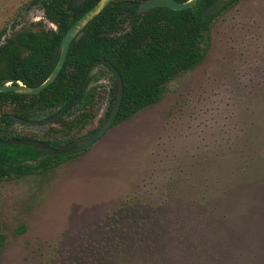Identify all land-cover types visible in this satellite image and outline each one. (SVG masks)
Here are the masks:
<instances>
[{"label": "rangeland", "instance_id": "374dc122", "mask_svg": "<svg viewBox=\"0 0 264 264\" xmlns=\"http://www.w3.org/2000/svg\"><path fill=\"white\" fill-rule=\"evenodd\" d=\"M27 1L0 0V28L42 19ZM91 146L0 180V264H264V0L216 15L203 59Z\"/></svg>", "mask_w": 264, "mask_h": 264}, {"label": "trees", "instance_id": "16d2710c", "mask_svg": "<svg viewBox=\"0 0 264 264\" xmlns=\"http://www.w3.org/2000/svg\"><path fill=\"white\" fill-rule=\"evenodd\" d=\"M97 1L86 0L74 6L73 0H28V7L41 8L42 19L19 28L12 24L9 33L6 27L0 28V83L41 84L57 62L64 33ZM124 1L133 4L126 6ZM141 1L144 0L110 1L85 25L82 36L71 42L60 72L40 92L0 91V180L45 173L72 156L73 153L50 155L45 149L8 144L7 140L30 138L58 147L80 138L78 133L94 119L102 99L103 86L98 82L107 80L108 105L98 120L99 126L109 115L117 92V79L110 65L118 70L123 83L122 101L113 126L161 100L173 78L203 59L213 19L236 2L230 0L215 14L203 15L202 11L215 0H197L183 9L156 6L137 13L136 5ZM98 59H105L108 64H94L79 88L87 65ZM62 110L65 112L61 114ZM7 115L24 120L53 116V120L39 132L22 133L17 126L26 124ZM118 213L117 210L115 214ZM4 239L0 230V250Z\"/></svg>", "mask_w": 264, "mask_h": 264}, {"label": "water", "instance_id": "95a60500", "mask_svg": "<svg viewBox=\"0 0 264 264\" xmlns=\"http://www.w3.org/2000/svg\"><path fill=\"white\" fill-rule=\"evenodd\" d=\"M86 0H73L74 6H79ZM110 1L112 0H98L95 4H93L89 9H87L84 13H82L67 29V31L62 36L60 43H59V56L57 62L48 75V77L39 85L37 86H27L23 84L21 81H17L16 83H12L11 81H7L5 83H0V91H13L17 93H24V94H34L40 92L43 88L47 87L57 76L60 72L64 61L66 59L70 44L73 40H78L83 34V28L85 25L95 17ZM230 0H215L212 2L208 7H206L203 11V15H212L221 10ZM197 0H186L183 2H179L176 0H144L141 1L137 6V13H142L149 8L156 7V6H167L172 9H183L194 5ZM123 5L129 6L132 4V1H124ZM94 64H108L107 60L105 59H98L90 64L87 65L85 73L83 75V80L79 85V88L82 87L84 79L88 75L91 70V67ZM111 69L113 70L116 79H117V92L115 96V100L113 106L110 110L109 115L106 119L97 127L95 131L86 135L76 141L67 142L64 144L59 145L58 147H54L51 144L43 142L41 140H35L30 138H11L7 140L8 144H22V145H31L39 149H45L48 151L50 155H61L65 153H71L79 150L86 149L90 147L95 142H97L112 126L117 117L121 101H122V94H123V83L121 79V75L118 70L113 66L110 65ZM9 118L23 122V119L17 117L15 115H7ZM52 118L43 119L40 121H28L29 124H41L47 123Z\"/></svg>", "mask_w": 264, "mask_h": 264}, {"label": "flooded vegetation", "instance_id": "af4514ba", "mask_svg": "<svg viewBox=\"0 0 264 264\" xmlns=\"http://www.w3.org/2000/svg\"><path fill=\"white\" fill-rule=\"evenodd\" d=\"M139 3H140V2L137 3V5H136V9H137V6H138ZM132 4H133V2H132ZM132 4H131V5H132ZM129 6H130V5H129ZM48 24H51V23H48V22H47V25H48ZM51 25H52L51 27H54L53 24H51ZM64 112H65V110H62V111H61V114L64 113ZM57 116H58V114H55V115H54V117H57ZM17 117H18V116H17ZM20 118H21V117H20ZM48 118H52V119H51L50 121H48L47 123H49V122H51V121L53 120V116L48 117ZM48 118H45V117H44V118H40V119H38L37 121H40V120H43V119H48ZM22 119H23V118H22ZM28 121H36V120H24V119H23V122H20V123H22V124H26V125H31V126L40 125V124H36V125H34V124H29V123H27ZM16 122H18V121H16ZM47 123H41V124H47ZM87 148H88V147H87ZM79 151H81V150H79ZM75 152H78V151H75ZM75 152H71V153H75ZM65 154H66V153H65Z\"/></svg>", "mask_w": 264, "mask_h": 264}, {"label": "crops", "instance_id": "0c3cea01", "mask_svg": "<svg viewBox=\"0 0 264 264\" xmlns=\"http://www.w3.org/2000/svg\"><path fill=\"white\" fill-rule=\"evenodd\" d=\"M100 140V139H99ZM98 140V141H99ZM98 141L97 142H95L92 146H91V148H94V146H96L97 145V143H98ZM99 148H103V151L105 152V151H107V149H108V145H106L105 147H103L101 144H99Z\"/></svg>", "mask_w": 264, "mask_h": 264}]
</instances>
